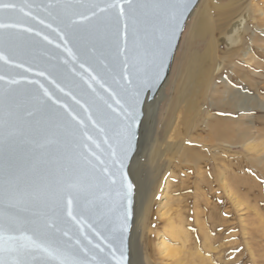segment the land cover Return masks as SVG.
Here are the masks:
<instances>
[{
  "label": "water",
  "instance_id": "water-1",
  "mask_svg": "<svg viewBox=\"0 0 264 264\" xmlns=\"http://www.w3.org/2000/svg\"><path fill=\"white\" fill-rule=\"evenodd\" d=\"M5 2L22 6L24 12L17 9L0 14V23L18 25L0 29V54L5 57L0 60V76L4 77L0 80V191L9 183L22 191L19 209L23 210L17 214L25 234L32 235L34 230L25 221H38L45 231V224H55L50 231L61 245L60 258L74 257L83 264H118L123 254V264H130L135 189L129 166L137 153L144 107L166 81L199 0H138L187 4L171 37L162 78L148 86L145 82L152 77L158 45L169 38L172 10L146 22L145 17L154 13L145 9L135 29L129 21L125 32L124 20L116 10L92 16V5L103 6L109 0ZM133 109L138 111L132 122L134 138L122 168L132 185L131 215L121 234L120 160L128 113ZM85 132L95 143L86 139ZM109 174H115V185L109 183ZM69 183L89 189L73 200L71 217L67 197L56 195ZM5 208L0 200V212ZM31 264H60V259L42 254L31 258Z\"/></svg>",
  "mask_w": 264,
  "mask_h": 264
},
{
  "label": "bare ground",
  "instance_id": "bare-ground-1",
  "mask_svg": "<svg viewBox=\"0 0 264 264\" xmlns=\"http://www.w3.org/2000/svg\"><path fill=\"white\" fill-rule=\"evenodd\" d=\"M251 22L257 28L264 26V20L256 16L251 6V0H228L225 4L214 0H199L190 14L185 26H189L192 41L204 44V50L190 53L182 75L176 100L178 107L169 116L166 126L170 137L165 141L164 172L161 174L159 166L154 164L158 152L153 146L149 156L154 168L149 173L150 181L147 183L144 180L142 147L146 125L150 137L158 111L168 101L165 90L175 55L163 86L154 100L145 104L137 153L129 166V176L135 189L134 219L129 241L130 264H141L135 254L141 247L145 231L152 232L147 226L149 220L154 219L158 227L153 231L154 240L148 242L151 253L144 256V264H226L228 248L216 237L218 190L238 214L241 234L251 236L253 240L250 232L253 229L261 234L260 238H264V225L258 221L261 215H256L260 226L249 229L251 224L247 223L249 219L245 215L250 210L243 208L246 202L241 201L243 198L239 200L230 182L231 179H237H233L231 174L234 175L238 170L240 174V170L249 166L244 156L264 153V144L260 139L249 136L248 127L244 126L242 120L232 122L229 119L206 117V113L218 108L210 96L211 81L216 74L220 75L225 64L241 54L245 37L252 36L249 28ZM253 48L252 52L264 61V48ZM235 95L246 100L239 93ZM248 108L244 104L233 107V110L240 112ZM200 134L205 136L201 137ZM234 147L240 151L232 153ZM234 154L239 156L234 158ZM248 207L246 204L245 208H251L249 202Z\"/></svg>",
  "mask_w": 264,
  "mask_h": 264
},
{
  "label": "rangeland",
  "instance_id": "rangeland-1",
  "mask_svg": "<svg viewBox=\"0 0 264 264\" xmlns=\"http://www.w3.org/2000/svg\"><path fill=\"white\" fill-rule=\"evenodd\" d=\"M214 1H220L222 4H225L228 0ZM251 6L254 8L256 16L264 20V0H251ZM249 28L252 31V36L251 38L245 37L243 41L244 45L242 44L241 47V54L233 58L230 63L225 64L220 75L216 74L211 81L210 96L212 95L213 98L211 99H213V103L216 101L215 104H217L216 106L218 108L212 110L211 113H206V117L208 119L215 117L222 120L229 119L232 122L242 120L244 121V126L248 127L249 132H247L250 134L249 136L252 139H260L261 143L264 144V61L252 52V48L256 45H260V47H254L253 49L255 50L264 48V26L257 28L255 24L251 22ZM203 50L204 44L198 41H192L190 38L189 26H187V28L185 26L179 48H177L175 53L171 75L166 84L167 88L165 93L168 95V101L166 104L164 103L158 111L150 137L147 133L148 125H146L145 128V143L142 147L144 154L142 172L143 178L147 183L150 181L149 173L154 168V165L150 162L149 156L150 149L153 146L158 152L157 161H154V164L159 166L161 174L164 172V161L166 159L164 155V150L166 148L165 141L170 137V132H167L166 129L168 118L178 107L176 100L190 53L193 51L202 52ZM262 54L264 53L262 52ZM236 93L245 96L246 100L243 101L240 96L238 97L235 95ZM244 104L249 106L246 111L235 112L233 110V107ZM204 136L205 134L201 135V137ZM170 140H173V138ZM256 149H260V147ZM231 151L232 153H236L239 152L240 149L234 147ZM238 156L239 154L233 155L234 158ZM244 157V160L249 166L240 170V174L239 170L234 173V175L231 174L232 177L234 176L233 179L237 178L238 180L235 179L233 181L231 179L230 182L233 191L237 192V195L240 197L239 200L243 198L241 201H243V203L246 202L243 204V208L247 211L250 210L248 214L245 210L247 214L245 216L251 221V223L247 221V223L251 224L249 225V229H255L260 226L259 222H261L262 226L264 225V153L261 154L260 152L253 155H245ZM243 171L245 173H243ZM235 174H237V176ZM238 175H241V177H238ZM242 181H244V185L241 183ZM237 184L240 187H238ZM249 186L251 187L248 188ZM234 187H238V189ZM217 195L216 237L218 238L217 240L221 239L220 242L228 248V254L226 255L227 260L225 263L264 264V238H260L261 234L256 233L253 229H251L253 232L250 230L254 237L253 240L251 236H243L240 232L241 227H239L238 214L235 209L224 199V195L220 190H218ZM248 202L251 207L250 209H248ZM246 204L248 208H245ZM254 206L255 208H253ZM252 209H257L258 211L254 212ZM257 214H259V216L261 215V219L258 218L259 222H257ZM147 227L152 230V232L145 231L142 243L140 244L141 247L135 254L136 258H139L141 264H144V256L147 257L148 254L151 253L148 242L149 240H154L153 231L158 227L155 219L152 221L149 220Z\"/></svg>",
  "mask_w": 264,
  "mask_h": 264
},
{
  "label": "snow or ice",
  "instance_id": "snow-or-ice-1",
  "mask_svg": "<svg viewBox=\"0 0 264 264\" xmlns=\"http://www.w3.org/2000/svg\"><path fill=\"white\" fill-rule=\"evenodd\" d=\"M94 9L92 11V16H98L101 13H108L110 10H116L117 16L124 20V28L125 32L128 29V22L131 21L133 28L138 22V19L145 9H152L154 15L152 17H145L146 22H151L152 20L159 18V13L167 12L168 10H172V14L170 16V34L166 43H159V52L156 60L154 61L153 74L150 80L145 82V86L150 84H154L156 81L162 78V72L165 68V59L168 55V47L171 45V37L175 36L176 28L180 24V17L183 15L184 11L187 9L186 3L180 4H172L167 2H157L153 4H144L139 3L138 0H109L101 6V4L92 5ZM24 12V8L22 6H18L14 3H7L5 0H0V14L7 12L8 10ZM25 15H30V13H24ZM82 19H89V17L83 16ZM18 27L17 24H4L0 23V29L6 28H15ZM163 41V38H161ZM69 54L71 52L69 50ZM5 59V57L0 54V60ZM83 67V65H81ZM43 75V73H40ZM4 77L0 76V80H3ZM95 79V77H93ZM15 83V81H13ZM43 87V86H41ZM63 91V89H61ZM45 96H48L47 90L44 93ZM139 97V93H137V98ZM137 102L138 99H137ZM119 104V101H117ZM108 107H111L109 105ZM32 113H29L31 115ZM138 115V111L133 109L128 113L129 122L126 124V132L124 136L121 160H120V185L122 191L119 193L121 196V207H123V212L121 213L120 219V231L121 234L126 231L128 226V218L131 215V195H132V185L128 183L126 175L123 174V160L127 158L128 153L131 151L132 142L134 138V130L132 122L135 121ZM73 120L76 119L75 116L72 117ZM91 119V117H89ZM79 123L83 126V121H79ZM95 123V122H94ZM87 140H92V137L84 133ZM87 148V145H85ZM96 148H100L99 144H96ZM95 155V153H92ZM115 155V152H113ZM99 160V157H96ZM90 163V162H89ZM100 163H104L100 161ZM95 168V166H93ZM107 172V169L104 170ZM99 181L100 178L96 177ZM109 183L115 185L117 180L115 178V174H109L108 176ZM89 191L88 188L82 187L80 184L69 183L66 187L60 188L56 191V195L58 198L67 197V205H68V216H72V205L73 200L80 198L82 194H85ZM23 193L19 189L18 186L12 185L11 183L7 184L5 188L0 191V200L5 202L6 208L5 211L0 212V219H2V223H0V264H31V258L36 256L46 254L49 257H54L60 259V264H83L82 261L72 258H60L63 254L61 253V245L58 241L55 240L54 234L50 231L55 228V224L49 222L43 226L44 229L48 231L42 230L41 225L38 221H25L26 223H32L34 225V230L32 235L25 234L20 228V218L17 214L19 209V205L22 202ZM127 201L126 206L123 204V201ZM75 219V217H73ZM16 231H20V235H12L9 233H13ZM66 236L67 233H64ZM12 257L9 261L6 257ZM123 254L121 255L120 261L118 264H123Z\"/></svg>",
  "mask_w": 264,
  "mask_h": 264
}]
</instances>
